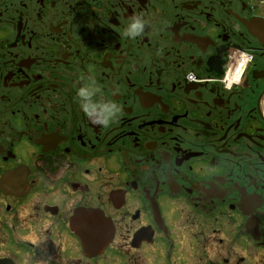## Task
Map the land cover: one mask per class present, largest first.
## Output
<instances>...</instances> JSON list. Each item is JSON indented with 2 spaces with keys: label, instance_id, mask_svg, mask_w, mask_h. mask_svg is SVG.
<instances>
[{
  "label": "flooded vegetation",
  "instance_id": "flooded-vegetation-1",
  "mask_svg": "<svg viewBox=\"0 0 264 264\" xmlns=\"http://www.w3.org/2000/svg\"><path fill=\"white\" fill-rule=\"evenodd\" d=\"M0 264H264V0H0Z\"/></svg>",
  "mask_w": 264,
  "mask_h": 264
},
{
  "label": "clouds",
  "instance_id": "clouds-1",
  "mask_svg": "<svg viewBox=\"0 0 264 264\" xmlns=\"http://www.w3.org/2000/svg\"><path fill=\"white\" fill-rule=\"evenodd\" d=\"M146 21L140 14L131 17L124 29V35L129 39H135L143 34ZM99 90L94 87H80L77 89V97L80 99V107L89 117L90 122L107 127L115 120L120 109L115 103H98L93 101V96Z\"/></svg>",
  "mask_w": 264,
  "mask_h": 264
}]
</instances>
